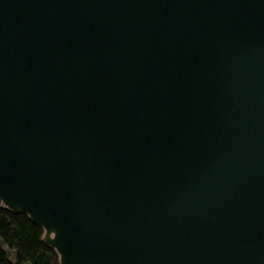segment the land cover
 I'll list each match as a JSON object with an SVG mask.
<instances>
[{
  "label": "water",
  "instance_id": "1",
  "mask_svg": "<svg viewBox=\"0 0 264 264\" xmlns=\"http://www.w3.org/2000/svg\"><path fill=\"white\" fill-rule=\"evenodd\" d=\"M0 203L60 264H264V0H0Z\"/></svg>",
  "mask_w": 264,
  "mask_h": 264
},
{
  "label": "trees",
  "instance_id": "2",
  "mask_svg": "<svg viewBox=\"0 0 264 264\" xmlns=\"http://www.w3.org/2000/svg\"><path fill=\"white\" fill-rule=\"evenodd\" d=\"M44 235L27 215L14 214L0 203V264L7 254L14 255L15 264H60L56 251L44 243Z\"/></svg>",
  "mask_w": 264,
  "mask_h": 264
},
{
  "label": "rangeland",
  "instance_id": "3",
  "mask_svg": "<svg viewBox=\"0 0 264 264\" xmlns=\"http://www.w3.org/2000/svg\"><path fill=\"white\" fill-rule=\"evenodd\" d=\"M5 250H6V252H11L6 246H5ZM13 256L10 254H7L6 257L4 258L3 264H15Z\"/></svg>",
  "mask_w": 264,
  "mask_h": 264
}]
</instances>
